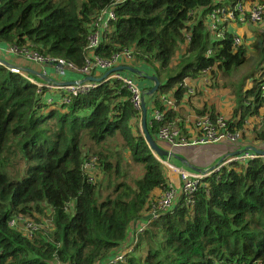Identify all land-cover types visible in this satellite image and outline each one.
I'll list each match as a JSON object with an SVG mask.
<instances>
[{"label":"trees","instance_id":"trees-1","mask_svg":"<svg viewBox=\"0 0 264 264\" xmlns=\"http://www.w3.org/2000/svg\"><path fill=\"white\" fill-rule=\"evenodd\" d=\"M111 1L0 0V45L26 47L80 67L90 24ZM217 5L215 0H125L112 8L115 20L95 55L109 58L129 50L130 63L158 65L153 74L158 87L144 102L146 129L155 143L159 127L182 128L179 109L190 104L194 89L208 87L217 72L229 73L245 60V48H233L230 31L208 41L205 19ZM171 67L175 73L160 83V74ZM127 75L142 93L152 87L140 71ZM259 75L225 119L229 129L258 115L264 123L259 90L264 69ZM186 80L195 86L191 94ZM47 94H36L34 85L0 65V264H109L132 224L143 220L166 187L165 169L147 148L140 116L117 81L99 83L63 105L56 98L46 104ZM161 95L173 108L163 107ZM151 102L162 114L160 123L151 120ZM191 110L194 118L219 116L205 102ZM256 138L264 140V129ZM114 141L120 152H111ZM122 151L142 169L132 186L117 181ZM90 158L95 168L88 183L82 164ZM202 182L190 205L178 198L147 223L132 253L115 264L264 262V162L230 163ZM14 217L46 219L48 227L27 236L7 226Z\"/></svg>","mask_w":264,"mask_h":264},{"label":"built area","instance_id":"built-area-1","mask_svg":"<svg viewBox=\"0 0 264 264\" xmlns=\"http://www.w3.org/2000/svg\"><path fill=\"white\" fill-rule=\"evenodd\" d=\"M123 1L125 0H112L110 4L98 12L92 20L89 34L86 38V45L84 47L83 64L80 67H75L71 63L65 62L61 59L43 57L36 51L27 49L26 47L7 45L4 50L6 54L17 56L31 64L53 66L57 75H63L66 71L77 74L81 77L80 80H76L72 82V84H55L50 81H41L37 83L25 76L22 71L17 68L3 67L34 85L36 94L47 91L48 94L45 97L46 104H52L53 100L56 98V104L63 105L68 102L69 98L84 95L94 89L99 83L105 81H117L120 86L129 93V101L140 116L141 103H144L143 93L134 79L125 74L124 71L111 72L98 82L85 80L86 77L98 79V77L94 76L95 73L100 72L104 74L113 67L129 64L132 59L129 50H123L120 53L111 55L109 58H101L95 55V50L98 47L100 39L109 33L110 23L115 20V15L112 10L113 6L122 3ZM224 2L226 4L213 7L208 12L205 19L206 28L215 40H221L223 38V34L227 30L226 27L229 24L241 25L246 23L248 25H259L264 23V0L252 4H247V2L242 0H224ZM240 45L241 37L238 34L232 33L233 48L236 49ZM202 73H204V71H202ZM206 81V77L201 79L203 84L206 83ZM262 81L259 90L260 97L264 100V77H262ZM191 93L192 89L188 88L187 94ZM158 100L162 103L163 107L173 108V101L168 96L161 95ZM149 107L152 109L151 120L160 123L162 121L161 112L158 111V109L153 108L152 102ZM225 121L226 120L220 115L216 116L214 119H210L206 115L196 117L189 125L191 128L189 133L185 135L181 134L180 129L177 126H161L157 129L155 138L169 147L215 144L220 141L236 143L239 139V134L235 129H229ZM260 151L261 153L257 154L247 148L238 152L236 155L223 158L218 165L208 170L198 172L185 171L176 167L170 168L171 166L167 164V160L155 158L164 167L166 175L175 174L177 176L178 183L177 185H174L166 177V187L162 190L158 199L149 206L147 213L144 215L148 216V219H143L140 222L137 221L132 224L136 225L130 234V242L128 245L121 247L117 251V253L108 261L109 264L124 261L125 257L132 253L137 236L143 229H145L147 223L157 219L160 214L168 211L178 198H181L183 204L190 205L192 195L200 186H204L202 182L204 179L216 174L220 168L227 166L230 163H243L247 160H259L264 162V150ZM94 168L95 158H90L82 164V170L87 176L86 181L88 183L94 180V176L92 175ZM48 222L49 221L43 220V223H34L32 221H27L22 217H14L7 221V226L12 229H17L21 234L30 236L32 233L37 232L38 229H46L48 227ZM253 264H264V262L256 260Z\"/></svg>","mask_w":264,"mask_h":264},{"label":"rangeland","instance_id":"rangeland-1","mask_svg":"<svg viewBox=\"0 0 264 264\" xmlns=\"http://www.w3.org/2000/svg\"><path fill=\"white\" fill-rule=\"evenodd\" d=\"M245 29L248 31V34H250V37H245L243 35L244 37L241 40V45L245 48V60L240 66L232 69V71L229 73L217 72V76L211 81H208V87L199 86L198 88L194 89L195 86L192 84V81L186 80V82L189 81L188 85L190 86L188 88L194 89L193 94L190 95V103L196 104L197 107H200L203 102L207 103V105L211 104L217 109V111L219 110V115L224 119H228L231 116L233 109L236 107L239 95H241L242 92L248 88L252 80H258L261 70L264 69V33H261V30H264V26L261 24L249 25L245 27L243 31H245ZM213 40L214 37L209 33L208 41L212 42ZM180 58L181 52L177 54V56H175L172 60L173 66L178 63ZM157 66L158 65L156 63L147 64L142 62L139 63L138 66L134 67L137 68L144 76H153ZM175 71L176 68L171 67L166 72L161 73L159 76V82L163 83L164 79L168 76H172ZM200 91H202V93L199 94L198 92ZM146 100L147 98L144 95L145 103ZM263 129L264 123L261 122L260 116H253L249 119H246L242 128L235 129L239 134V139L236 143L220 141L215 144L173 148L169 153H171L172 156L183 159L186 163L184 166L186 170L190 171L192 169H197L199 171H205L218 164L221 159L229 157L231 151L236 148L240 140H246V137L244 138V136L247 133H251V137H249L248 142L257 146H264V140L256 138L257 134ZM156 143L159 148L168 150V146L165 143L158 141H156ZM110 149L112 153H114L113 151L120 152V142H112ZM256 150L264 149L257 148ZM120 155L122 162L119 171L122 177L117 178V181H121L132 186L134 181L140 176L142 169L139 165L130 161L126 151H122ZM164 159L167 160V164L170 166L174 165L172 167H179L181 165L173 157ZM189 163L195 165H189ZM100 178L101 177L99 173L98 179ZM102 180L106 182L104 177L100 181ZM106 187L107 186L104 184L102 190H105ZM106 193H110V189L107 191H102L100 193V198H103Z\"/></svg>","mask_w":264,"mask_h":264},{"label":"crops","instance_id":"crops-1","mask_svg":"<svg viewBox=\"0 0 264 264\" xmlns=\"http://www.w3.org/2000/svg\"><path fill=\"white\" fill-rule=\"evenodd\" d=\"M245 2H247V4H252V3H255V2H258L260 0H244ZM216 4L218 5H222L224 4V0H215ZM264 26V23L261 24ZM249 26L248 24L244 23V24H241V25H237V24H229L227 25V30L230 31L231 33H235V34H238L241 38H243L244 36L245 37H250V34H248V31L244 28ZM261 33H264V30H261ZM244 35V36H243ZM247 39V38H246ZM6 49V46L5 45H0V60L4 61L7 65L6 67H14V68H17L19 69L20 71H22V73L27 76L28 78L32 79L33 81L39 83L41 81L45 82V81H50V82H53L55 84H59V83H66V82H74L76 80H80L81 77L78 76L77 74H74V73H70L68 71H66L63 75H57L55 70H54V67L53 66H49V65H37V64H31V63H28V62H25L24 60L20 59L19 57L17 56H13V55H9V54H6L5 53V50ZM124 66H128V67H131V68H134L135 70L137 68H135L134 66H138V64L136 63H129L127 65H124ZM139 72V71H138ZM124 73L128 74L127 71H124ZM43 74V75H42ZM103 73H100V72H97L94 74L95 77H101ZM147 80V79H145ZM144 80V81H145ZM149 81V80H148ZM142 84H145L144 82H141ZM147 85L146 87L150 86L151 84L149 82H146ZM144 94V93H143ZM146 96V95H145ZM144 98V97H143ZM190 103V102H189ZM207 104V103H206ZM211 105V104H210ZM201 106V105H200ZM198 108L196 104L194 103H190L189 105H182L179 109V112L181 115H183L185 117V120H184V123H183V126L182 128L180 129V132L181 134H187L190 132L191 128L189 127L190 123H192V121L194 120V116H193V112L191 110V108ZM215 110L217 111V109L215 108ZM219 111V110H218ZM217 111V112H218ZM219 113V112H218ZM251 133H247L244 138L246 137V140H240V142L238 143V145L236 146V148L233 149V151H231V154L229 155L232 156L233 153H237V152H240V151H243L247 148H250V147H253V149H264V146L263 145H260V146H257V145H253L251 144L250 142H248V139L250 136ZM168 146V145H167ZM194 146H198V145H194ZM186 147H192V146H186ZM173 148H185V147H179V146H174V147H169L168 146V150L171 151V149ZM222 160V159H221ZM177 161V160H176ZM221 162V161H220ZM181 165L179 167H177L178 169H183L185 171H189V170H186L184 168V166L186 165V163L184 162V160H182V162H179ZM219 164V163H218ZM216 164V165H218ZM189 165H195V164H191L189 163ZM214 165V166H216ZM174 166V165H172ZM211 166V165H210ZM213 166V167H214ZM188 167V166H187ZM212 168V167H211ZM197 169H192L190 171H193V172H198V171H195ZM167 177V179H169L174 185H177L178 183V178L175 174H170V175H166V172H165V178ZM136 225V224H135ZM135 225H132L131 226V230L129 231V235L127 237V241H125V243H123L119 249L123 246H126L128 245V243L130 242L131 240V232L134 228Z\"/></svg>","mask_w":264,"mask_h":264},{"label":"water","instance_id":"water-1","mask_svg":"<svg viewBox=\"0 0 264 264\" xmlns=\"http://www.w3.org/2000/svg\"><path fill=\"white\" fill-rule=\"evenodd\" d=\"M0 64L3 65V66H6L7 65L2 60H0ZM118 71H127L130 74L139 75V72L137 70H135L134 68H131V67H128V66H116V67H113L110 70L106 71L98 79H93L91 77H86L85 80L91 81V82H98L101 79H103L106 75H108L109 73H111V72H118ZM145 79H147L150 82H152V87L148 90V92L144 93L143 96L144 95L150 96V95H152L156 91V89L158 87V81L153 76H145ZM64 84H72V82H66ZM140 108H141V110H140L141 112H140L139 131H140V134L143 137V140H144L147 148L151 151L152 156L154 158H167V159H169L170 157H173L178 162H182L183 159H181L179 157H176V156H172V154L169 153L170 151H167V150H164V149L159 148L157 146V144L153 141V139H151V137L149 136V134L147 132V129H146V120H145L146 109H145L144 103H141V107ZM249 149H251L253 152H255L257 154L261 153L260 150H256V149H253V148H249ZM235 154H237V153H233V155H235ZM195 171H198V170H195ZM143 219L144 220L148 219V216H144Z\"/></svg>","mask_w":264,"mask_h":264},{"label":"bare ground","instance_id":"bare-ground-1","mask_svg":"<svg viewBox=\"0 0 264 264\" xmlns=\"http://www.w3.org/2000/svg\"><path fill=\"white\" fill-rule=\"evenodd\" d=\"M170 168H172V166Z\"/></svg>","mask_w":264,"mask_h":264}]
</instances>
